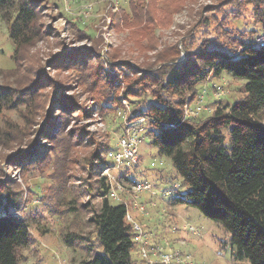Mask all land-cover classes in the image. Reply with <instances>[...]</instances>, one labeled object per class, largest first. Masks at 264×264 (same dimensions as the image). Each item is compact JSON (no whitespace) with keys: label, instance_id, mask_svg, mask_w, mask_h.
Here are the masks:
<instances>
[{"label":"rangeland","instance_id":"rangeland-1","mask_svg":"<svg viewBox=\"0 0 264 264\" xmlns=\"http://www.w3.org/2000/svg\"><path fill=\"white\" fill-rule=\"evenodd\" d=\"M38 1L44 36L22 50L23 58L17 62L11 59L13 43L0 19V85L19 87L26 95L34 92L39 102L34 113L24 115L27 132L19 148H0V188L5 185L6 192L18 197V211L10 210L28 218L30 224L32 244L18 251L19 264H72L87 257L90 250H98L88 222L98 198L83 196L80 190L94 177L109 179L107 198L127 207L126 218L137 242L131 251L132 264H248L234 258L230 233L221 223L187 203L171 202L187 186L171 160L157 154L143 131L138 135L139 161L129 168L128 177L149 184V191H136L116 181L123 168L112 170L113 164L95 167L96 173H91L90 159L109 144L116 150L122 135L117 126L124 127L128 114L135 118L134 97L125 99L123 94L140 89L137 83L146 81L141 80L143 71L163 66L159 58L183 60L189 51L205 44L225 42L221 35L231 32L245 40L263 37L253 5L240 0L221 10L226 0H154L144 6L145 0L140 13L139 8L131 11L127 0ZM209 6L216 8V14L206 11ZM146 10L152 19L142 13ZM203 18L206 26L193 25ZM221 18L226 21L219 26ZM191 29L193 38L186 39ZM238 42L231 48L240 51ZM105 75L114 76L115 84H106ZM244 82L226 74L213 77L209 72L199 85L200 94L195 99L190 93L185 96L183 112L199 106L198 112L207 116L218 105L232 104L243 97ZM109 95L115 96L118 105L103 108ZM142 99L151 100V95L135 100ZM26 112L23 107L2 109L0 119L22 125L20 114ZM260 118L264 124V114ZM15 149L22 156L3 161ZM114 151L104 154L109 162V153ZM59 188L65 200L73 199L79 208L76 215L68 212L60 220L51 217ZM65 231L79 238L75 249L64 244ZM159 250L161 255L170 254V261L163 262Z\"/></svg>","mask_w":264,"mask_h":264},{"label":"trees","instance_id":"trees-1","mask_svg":"<svg viewBox=\"0 0 264 264\" xmlns=\"http://www.w3.org/2000/svg\"><path fill=\"white\" fill-rule=\"evenodd\" d=\"M127 1L131 11L139 8L141 13L140 4L145 0ZM150 1L154 0H147L144 6L149 5ZM239 1L226 0L221 4V10ZM245 1L253 5V16L264 34V0ZM40 4L38 0H0V19L6 24L8 37L13 43L11 59L14 62L23 58L22 50L34 45L44 36L38 12ZM206 11L216 14V8L212 6ZM142 13L147 15V19H152L147 10ZM204 19L193 25L199 27L203 23L201 27L206 26ZM222 20L223 18L218 20L220 23L217 22V25H223L226 20ZM186 36V39L193 38L192 29ZM221 36L225 42L205 44L196 51H189L183 60L180 57L159 58L163 66L152 72L144 70L141 80L146 81L136 82L140 89L127 90L123 97H134L131 100L132 113L136 118L146 120L142 124L144 137L149 139L158 155L171 160L182 184L187 186L171 202L187 203L204 216L221 223L230 233L229 241L237 261L264 264V124L260 118L264 114V44L255 47L254 39L245 40L243 36L237 38L234 32ZM237 41L240 51L231 48ZM209 72L213 77L226 74L234 79H244L243 97L232 104L216 106L207 116L198 112L179 123L184 113L185 96L190 93L195 99L200 94L199 85ZM103 79L110 85L116 81L112 75H105ZM145 84L151 85L152 89L147 90ZM20 91L19 87L0 85V112L2 109L17 110L19 107L27 111L20 114L22 125L0 119L1 149L19 148L27 132L28 120L24 115L32 114L39 108L37 94L30 92L26 95ZM146 93L151 95V100H135ZM117 105L113 95L107 96L106 102L102 103V107L108 109ZM117 128L123 133L124 127ZM111 150L114 151L115 147L112 148L109 144L104 150L91 155L90 164L94 165L91 173L95 172V167L112 165L104 156ZM21 156L20 149H15L9 155L6 154L3 161L11 162ZM130 167L123 168L117 174L128 188L139 183L135 179H129ZM84 185V188L80 187L83 196L98 198L91 206V216L88 219L98 250H90L87 257L72 264H132L131 251L137 242L134 238L135 230L126 218V205L113 203L104 197L109 192L104 177H94L93 182H86ZM1 187L0 264H19L21 255L18 251L29 248L32 244L30 224L28 218L10 210L13 207L14 211H18V197L13 196L12 192H6L7 186ZM57 193L56 200L52 203V219L60 220L59 217L68 212L76 215L79 208L75 201L71 198L65 200L66 195L61 188ZM77 240L79 238L72 232L68 234L65 231L63 234V242L70 249L76 248Z\"/></svg>","mask_w":264,"mask_h":264},{"label":"built area","instance_id":"built-area-1","mask_svg":"<svg viewBox=\"0 0 264 264\" xmlns=\"http://www.w3.org/2000/svg\"><path fill=\"white\" fill-rule=\"evenodd\" d=\"M263 44H264V36L257 39V41H255V47L262 46ZM199 110H200L199 106L197 108L196 107L195 108H191V107L185 108L183 117L179 123H182L185 119L189 117L195 116ZM135 118L132 114H128L127 117H124L126 123L123 128V133L121 137L119 138L120 139L119 143L116 146V150L114 152L109 153L110 157L112 158L111 162L113 165L110 167L112 170L130 167L133 164H135L138 160V151H137L138 150L137 143L139 140L138 135L139 133L143 131L142 124L146 120L144 118H136V119ZM164 126H170V125L164 124ZM116 181L124 185V183L119 179L118 176H117ZM107 184L108 185L110 184L109 179L107 181ZM132 188L135 189L136 191H141V190L149 191L150 186L147 183L139 182V183L133 184ZM104 197H107V195ZM128 216L129 215L127 212L126 217L128 218ZM158 253H159V256H163V259H162L163 262L167 263L168 261H170L171 259L170 254L161 255L160 250L158 251ZM177 260H179V258H177Z\"/></svg>","mask_w":264,"mask_h":264}]
</instances>
